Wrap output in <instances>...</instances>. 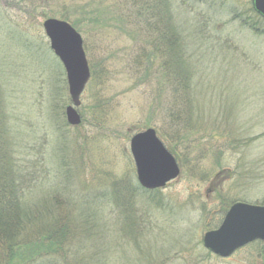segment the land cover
I'll return each mask as SVG.
<instances>
[{"label": "rangeland", "instance_id": "1", "mask_svg": "<svg viewBox=\"0 0 264 264\" xmlns=\"http://www.w3.org/2000/svg\"><path fill=\"white\" fill-rule=\"evenodd\" d=\"M49 19L84 42L91 78L76 128ZM152 42L186 55L179 74L137 67ZM147 129L181 170L158 191L139 185L130 149ZM24 169L37 227L68 224L57 264H264L262 246L221 259L203 245L233 204L264 206V19L253 1L0 0V171L18 180Z\"/></svg>", "mask_w": 264, "mask_h": 264}, {"label": "water", "instance_id": "2", "mask_svg": "<svg viewBox=\"0 0 264 264\" xmlns=\"http://www.w3.org/2000/svg\"><path fill=\"white\" fill-rule=\"evenodd\" d=\"M254 10L264 19V0H252ZM51 49L62 62L69 84L72 106L66 109L67 123L81 125L76 108L81 106V96L91 78L82 36L67 22L56 19L43 24ZM137 178L145 190L165 188L178 179L181 170L176 158L167 150L154 129L136 134L131 140ZM255 242H264V206L235 203L226 213L220 227L207 232L203 245L221 258H230L238 250Z\"/></svg>", "mask_w": 264, "mask_h": 264}, {"label": "trees", "instance_id": "3", "mask_svg": "<svg viewBox=\"0 0 264 264\" xmlns=\"http://www.w3.org/2000/svg\"><path fill=\"white\" fill-rule=\"evenodd\" d=\"M149 47L151 48L149 55L146 48L143 47L137 57V67L142 64L145 72L150 71L161 76L162 71H165L168 77L173 78L179 74L177 68L179 59L182 57L187 62L186 55L179 56L182 54L179 52L180 50L176 46L173 48L167 42L165 48L158 45V42L150 43ZM162 52L167 57L164 65L159 57ZM178 79L179 77H176V81ZM180 79L181 81L178 82H180V86H183L182 104H186L189 101V91L187 90H189L191 81L190 69H188V74L186 72ZM181 88L177 90H181ZM173 104H177V102ZM8 171H0V264H57L60 254L63 256L69 252L65 247L68 224L51 220L45 229L38 228L37 217L31 209L32 205L26 200L25 188L29 185L31 174L24 169L23 174L20 173L17 180L14 178L16 173L12 176ZM19 180L23 182V188L18 186ZM250 246H262L261 253L264 252V243L262 242Z\"/></svg>", "mask_w": 264, "mask_h": 264}]
</instances>
